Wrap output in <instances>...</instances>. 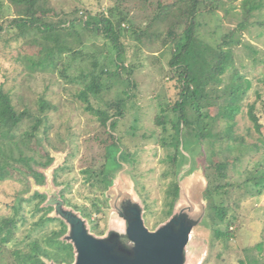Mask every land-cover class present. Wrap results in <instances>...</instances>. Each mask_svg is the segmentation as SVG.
<instances>
[{
    "label": "rangeland",
    "instance_id": "1",
    "mask_svg": "<svg viewBox=\"0 0 264 264\" xmlns=\"http://www.w3.org/2000/svg\"><path fill=\"white\" fill-rule=\"evenodd\" d=\"M156 1L47 0V8L57 14L56 18L48 17L47 24L61 26L65 20L76 16L75 10L95 14L116 6L126 16V21L121 25L120 42L124 47L123 61L131 70L130 78L134 86L128 90L130 98L125 102L124 117L119 120L116 131L119 139L117 157L122 153L117 163L121 168L112 164L113 167H109L112 187L105 195L91 192L79 169L86 150L84 140L96 132L97 122L76 97L81 85L64 81L58 71L66 67L68 78L76 79L84 68H91L93 61L101 64L104 59L114 56L116 51L111 48V43L102 36L84 35L82 42L77 40L76 35L65 37L69 41L67 46L71 51H77L76 55L67 52L56 56L57 68L54 70L32 69L30 50L38 49L41 37L35 30L21 34L17 28H11L9 20L15 17V10L7 0H0V87L10 94L17 109L24 106L35 108L36 100L40 97L55 107V110L48 112L51 126L48 141L40 136V148L54 156L60 153L62 157L52 166L60 164L62 168L56 171V180L65 200L79 207H88L94 202L105 211L100 226L106 236L110 232L123 233L124 221L116 210H123L127 205L125 202H128L139 207L142 222L149 231H155L178 214L181 222L194 221L184 248L183 264H238L240 260L245 264H264V190L259 195H253L256 188L250 182L243 184L245 175H234L226 181L230 186L214 196L213 201L221 204L227 215L224 223L218 227L229 228L234 235L231 240L225 237L216 239L212 235L214 226H211L207 210L202 211L205 203L202 201L201 168L212 158V151L205 142L199 146L196 138L189 135L185 128L181 136L176 137L172 126L173 114L168 106L177 98L178 86L177 77L173 78L169 72L170 46L163 45L162 41L165 30L162 38L151 37V33L157 32L153 27L141 37L142 40L138 39V34L154 16ZM239 19V8L227 18H223L222 14L204 16L201 19V33L206 39L219 38L234 28ZM259 21H264V8L254 14L251 25L243 32L241 45L233 50V68L222 76L219 86L222 91L231 85L233 71L250 83L243 100V112L235 119L234 132L243 137L245 143L259 147L258 154L250 160V168L257 163L262 165L254 174L255 178L264 172V147L261 146V139L264 138V29L256 25ZM31 60L38 62V55L32 56ZM112 83L115 88L103 94V101L115 98L117 91L126 89L117 79H113ZM91 102L95 107L100 105L93 98ZM250 105L263 125L260 135L255 132L247 115ZM159 116L163 118L161 122L157 119ZM223 127L224 124L219 125L220 130ZM177 139L180 143L175 149L173 144ZM218 149L219 146L215 145L213 152ZM175 151L176 168L171 161ZM38 160L45 161L44 158ZM173 183L178 184L180 193L174 206V209H178H173L174 213L169 217L167 212L171 197L168 192ZM106 194L110 199H105ZM48 202L58 204L54 191ZM36 203L24 181L17 178L0 181V215L13 216V207L20 204L17 218L23 220L18 224L15 242L25 238L32 223L41 216V213L34 211ZM185 215L187 217L183 220ZM58 227L56 222L47 224L39 240L43 241L51 230ZM88 228L91 230L92 225L88 224Z\"/></svg>",
    "mask_w": 264,
    "mask_h": 264
},
{
    "label": "trees",
    "instance_id": "2",
    "mask_svg": "<svg viewBox=\"0 0 264 264\" xmlns=\"http://www.w3.org/2000/svg\"><path fill=\"white\" fill-rule=\"evenodd\" d=\"M7 1L15 10V17L9 20L10 27L17 28L21 34L35 30L41 37L42 42L38 49L30 50L32 69L38 67L41 70H54L57 68L56 56L67 52L76 55L77 51H71L66 39L75 35L80 42L85 36H102L116 51L114 56L108 60L104 59L101 64L93 61L91 68H84L76 79L68 78L66 67L58 71L64 81L81 85L76 97L84 106V110L97 122L96 132L84 140L86 150L80 160L79 169L88 182V189L105 195L112 187V172L109 169L112 165L121 168L117 163L122 153L118 158L116 154L119 150V139L116 131L119 120L124 117L125 102L130 98L128 90L134 86L130 78L131 70L123 61L124 47L120 42L121 25L126 21V16L116 6L95 14L75 10V17L58 26L46 23L48 17H57V14L47 8V0ZM163 1H156L154 16L147 27L138 34V39L142 40L141 37L153 27L157 32L151 33V37L162 38L165 30L162 41L163 45L170 46L169 72L173 78L177 77L178 86L177 98L168 106L173 114L172 126L176 137L181 136L185 128L189 135L196 138L199 146L205 142L210 147L212 158L201 168L202 201L205 203L202 211L207 210L211 226H214L211 229L212 235L216 239L225 237L231 240L233 232L229 228L218 227L226 219V209L215 203L213 198L230 186L226 181L234 175H245L243 184L250 182L256 188L252 194H261L264 190V172L259 177H254L262 165L257 163L250 168V160L258 154L259 147L245 143L244 138L234 132L235 119L243 112V100L250 89V83L233 71L231 85L222 91L219 86L222 76L233 68L234 48L241 45L243 32L251 25L254 14L264 8V0ZM238 8L240 19L234 28L227 30L219 38L206 39L202 35L201 19L204 16L222 14L223 18H227ZM256 25L264 29V21L256 22ZM34 55H38V62L31 60ZM113 79H117L126 89L117 91L115 98L103 101V94H108L115 88ZM91 98L100 105L93 106ZM51 109L55 110V107L43 97L36 100L35 108L24 106L17 109L10 94L0 87V181L9 178L24 181L32 192V199L37 200L34 211L41 213L39 219L32 223L29 234L19 242L15 241L18 224L23 220L17 218L21 203L13 207V216L0 215V264L74 263L75 251L68 239L69 225L56 213L55 204L48 202L53 191L61 202L62 210L70 211L79 217L84 222L88 234L95 238L106 237V232L100 226L106 215L105 211L94 202L88 207L71 205L57 188L56 171L62 168L59 167L60 164L55 167L52 165L62 157L60 153H55L54 156L40 148V136L48 141L51 128L48 112ZM247 115L255 132L260 135L263 125L259 123L252 105L249 106ZM157 119L161 122L163 118L159 116ZM220 124H224L221 130ZM179 141L177 139L173 144L175 149H178ZM215 145H218L219 149L213 152ZM261 146L264 147V138L261 139ZM176 151L171 157L174 167ZM39 158H44L45 161L41 162ZM179 193L178 184L173 183L168 192L171 197L167 212L169 217L178 209H174V206ZM106 198L110 199L108 194ZM52 222L57 223L58 229L51 230L49 236L43 239L44 242L39 240L43 228ZM88 224L92 225L91 230ZM238 264L245 263L240 260Z\"/></svg>",
    "mask_w": 264,
    "mask_h": 264
},
{
    "label": "water",
    "instance_id": "3",
    "mask_svg": "<svg viewBox=\"0 0 264 264\" xmlns=\"http://www.w3.org/2000/svg\"><path fill=\"white\" fill-rule=\"evenodd\" d=\"M57 203L56 213L70 228L68 239L76 252L75 264H183L184 248L194 221L181 222L180 214L150 232L142 222L139 207L125 202L127 205L123 210H116L124 221L123 233L110 232L106 237L96 239L88 234L79 217L62 210L60 201ZM185 217L187 215L182 219ZM125 239L133 244V248L122 244Z\"/></svg>",
    "mask_w": 264,
    "mask_h": 264
},
{
    "label": "flooded vegetation",
    "instance_id": "4",
    "mask_svg": "<svg viewBox=\"0 0 264 264\" xmlns=\"http://www.w3.org/2000/svg\"><path fill=\"white\" fill-rule=\"evenodd\" d=\"M150 232H153V231H150ZM90 235V234H89ZM95 238V237H94ZM104 238V237H103ZM96 239H100V238H96ZM123 245H126V247H128L129 249L130 248H133V244L131 243V242H129L128 240H124L123 241V243H122ZM73 245V244H72ZM74 251H75V249H74ZM75 258H76V252H75ZM73 264H75V261H74V263Z\"/></svg>",
    "mask_w": 264,
    "mask_h": 264
}]
</instances>
